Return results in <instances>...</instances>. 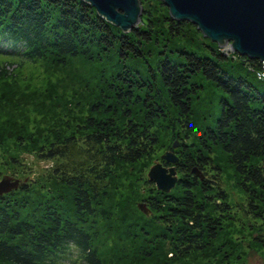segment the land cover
Listing matches in <instances>:
<instances>
[{
  "label": "trees",
  "instance_id": "obj_1",
  "mask_svg": "<svg viewBox=\"0 0 264 264\" xmlns=\"http://www.w3.org/2000/svg\"><path fill=\"white\" fill-rule=\"evenodd\" d=\"M139 1V23L122 31L84 0H0V53L18 64L48 58L61 65L82 57L99 67L104 91L69 133L55 132L44 143L33 137L37 157L53 161L50 178H30L0 195V264H62L73 251L70 264H101L95 224L109 214L102 200L112 179L120 168L151 157L163 136L179 139L176 148L167 145L178 156L175 185L162 192L144 176L140 200L152 221L132 211L117 216L132 231L144 222L139 229L150 236L151 248L164 253L168 246L172 254L162 264L210 251L223 224L236 219V205L220 185L215 149L237 173L247 205L254 206V197L264 202L262 62L225 52L194 24L171 18L162 0ZM3 67L0 79H7ZM206 89L221 95L212 124L202 105ZM27 137L20 129L13 133L21 144ZM0 166L14 177L29 172L11 151L0 155ZM257 240L264 247V237ZM222 261L230 264L229 257Z\"/></svg>",
  "mask_w": 264,
  "mask_h": 264
},
{
  "label": "rangeland",
  "instance_id": "obj_2",
  "mask_svg": "<svg viewBox=\"0 0 264 264\" xmlns=\"http://www.w3.org/2000/svg\"><path fill=\"white\" fill-rule=\"evenodd\" d=\"M18 63L17 58L0 53L3 71L9 73L7 79H0V155L11 151L17 153L25 162L28 173L21 172L15 177L10 175L21 182L30 178L49 179L53 161L37 157L36 146H32L33 137L37 139V143H44L57 133H69L76 122L86 118L89 103L96 99L97 95L104 93L103 89L98 87L99 67L79 56L67 57L61 65L48 58ZM217 94L211 89H206L204 95H201L202 105H208V124L214 122L215 115L219 112L221 95ZM4 129H13L12 134L3 132ZM19 129L22 134H27L30 140L27 137L28 141L22 144L14 141L13 133ZM175 141L177 145L172 148L179 145V139L163 136L162 144L151 157L120 168L117 178L112 179L108 194L102 200L109 214L106 218L101 216L95 224L98 236L94 243L101 256V264H162L161 258L172 254H168V246H162L164 253H160L158 247L151 248L152 246L148 245L150 236L145 238L148 234L139 229L145 225L144 222L132 231L133 228L125 223L121 224L117 216L141 213L152 221L149 207L144 205L145 211L138 207V203L144 202L140 200V196L146 192L147 187L143 181L144 176L147 177V171L154 160L159 159L167 150L173 151L167 145L172 146ZM212 156L221 167L220 185L224 188L228 200L236 205V219L234 218L233 223L226 221L223 224L210 251L192 253L186 257V261L174 260L171 264H225L222 261L223 256L230 258V264H264V247L259 243L261 241L257 240L258 236L264 237V202L254 197V206H248L247 194L238 185V175L226 155L220 149H215ZM7 173L8 171L0 166V178L8 175ZM134 204L138 209L136 212L133 209ZM232 211L234 212V209ZM129 231L133 232V237H130ZM146 249H150L149 261L144 258ZM74 254L75 251L63 258L62 264H70V258L74 257Z\"/></svg>",
  "mask_w": 264,
  "mask_h": 264
},
{
  "label": "water",
  "instance_id": "obj_3",
  "mask_svg": "<svg viewBox=\"0 0 264 264\" xmlns=\"http://www.w3.org/2000/svg\"><path fill=\"white\" fill-rule=\"evenodd\" d=\"M97 14L122 31L133 29L140 21L139 0H84ZM168 14L176 20L194 24L202 35L227 51L255 58L264 64V0H162ZM177 145V141L172 147ZM163 161L168 165L163 164ZM178 156L167 150L153 161L147 179L168 192L177 181L175 164ZM192 172L202 179L203 174ZM21 181L10 175L0 178V195L17 188ZM145 203L138 207L145 211Z\"/></svg>",
  "mask_w": 264,
  "mask_h": 264
},
{
  "label": "built area",
  "instance_id": "obj_4",
  "mask_svg": "<svg viewBox=\"0 0 264 264\" xmlns=\"http://www.w3.org/2000/svg\"><path fill=\"white\" fill-rule=\"evenodd\" d=\"M257 76L264 79V64L261 65V70L257 72Z\"/></svg>",
  "mask_w": 264,
  "mask_h": 264
}]
</instances>
